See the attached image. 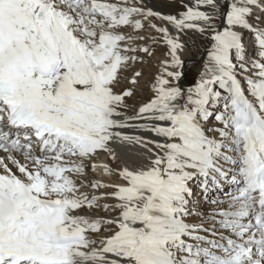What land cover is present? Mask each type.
Returning <instances> with one entry per match:
<instances>
[{
    "label": "snow or ice",
    "instance_id": "snow-or-ice-1",
    "mask_svg": "<svg viewBox=\"0 0 264 264\" xmlns=\"http://www.w3.org/2000/svg\"><path fill=\"white\" fill-rule=\"evenodd\" d=\"M182 7L0 0V264H264V0ZM190 30L209 44L184 88ZM146 39L166 58L129 115L143 72L127 73L155 54ZM121 147L139 149V162H95L119 160ZM229 179L236 191L200 212L193 184L204 194ZM100 207L116 214L85 213Z\"/></svg>",
    "mask_w": 264,
    "mask_h": 264
},
{
    "label": "bare ground",
    "instance_id": "bare-ground-1",
    "mask_svg": "<svg viewBox=\"0 0 264 264\" xmlns=\"http://www.w3.org/2000/svg\"><path fill=\"white\" fill-rule=\"evenodd\" d=\"M143 2H144L146 7H150L153 10L159 11L163 14H177L178 12H180L178 9H176V10L172 9L168 5L169 3H166L165 0H143ZM173 2H181V4H184L187 2V0H173ZM256 13H258V16L260 15L259 17L257 16V18L259 20L261 19L264 22V13H262L260 11H257ZM155 22L157 24H163L164 23L163 21H160V20H156ZM146 31L151 32V34L153 36L158 35L157 33L152 32V30H150V29H146ZM141 34L143 35L144 33H141ZM252 39H253V37L251 34H248L247 37L245 38L247 52H248V50H250V48L252 46L251 45ZM181 40L185 44V48H184L183 52L181 53L182 61H187L189 59L196 58V57L200 56L202 52H205V56L203 58L202 63H201V60H197L196 62H193V63H195L196 66L198 64H201L200 70L197 72L200 75V73L203 71V66L207 60L206 48L209 44V41L205 37L201 36L198 32L191 31V30L188 31L186 34H182ZM138 43L147 44L150 48H154L155 54L150 58L145 57V63L135 64L133 67V71L127 73V75L129 77H131V75L133 74V72L135 70H142V72H143L142 77L139 78V84L136 86L137 90H136L135 96L128 99L130 102V106H133L128 113L129 115L134 114L135 108L138 107L139 104L143 102L142 100H139V101L137 100V95L139 93L138 91L140 90V88L142 86H144V84H147V82L149 83L148 86L150 85L154 74L159 70V62L162 59L166 58V51H167L166 47L162 44L158 45V46L151 44L150 39H146L144 41H138ZM195 47H197V49L200 50L198 55H193V53L195 54V52L193 51V49ZM252 52H253V49H252ZM247 54L249 55V53H247ZM141 55H143V53H141ZM123 87H132V85L125 82ZM125 131L132 132L133 130L127 129ZM137 134L151 135L150 133L139 132V131L137 132ZM117 152L120 156L119 160H112L108 156V154L100 153V155L98 156V158L96 159L95 162L97 164L108 163L114 169L120 168V167L125 166V165L131 167V166L136 165L139 162L137 159L139 149H136V148L130 149L128 147H121V148L117 149ZM88 178L89 179H98V180H102L104 182H111V183H122L123 182L122 180H120V178L117 175L106 176V175H103L102 172L99 170L92 171L91 169H89V177ZM193 187L195 188V192H196V198L194 199L193 203L197 206V208L199 209L200 212L210 214L211 210L214 207H216L215 205L210 203V201L213 199L225 198L227 194L235 192L237 186L234 185L231 182V180L229 179L227 181L222 182V185L219 189L213 188L209 193H204V194H201L200 189L198 187V182L194 183ZM84 190L89 191L90 193L95 191V193L97 195H99L100 192L112 191L111 188L100 189V190H92V189H84ZM99 203L101 205H103V204H112L114 202L110 198H103L99 201ZM221 207H226V205H221ZM85 213L88 215H91V216H101V217H110V216H114L116 214L115 212H113L111 210H105L103 207L96 208L94 210L85 209ZM201 219H203V217L193 216L190 218V222H199ZM208 223H210V221H207L205 223L206 227L208 226Z\"/></svg>",
    "mask_w": 264,
    "mask_h": 264
},
{
    "label": "rangeland",
    "instance_id": "rangeland-1",
    "mask_svg": "<svg viewBox=\"0 0 264 264\" xmlns=\"http://www.w3.org/2000/svg\"><path fill=\"white\" fill-rule=\"evenodd\" d=\"M165 1H166V3H169L168 5L172 9H175V10L178 9L179 11H181V10L183 11L184 10L183 7H182L183 4H181V2H173V0H165ZM255 16H257L256 13H255ZM260 22H263V21L258 19L257 23H260ZM247 35L248 34L245 35V38L247 37ZM155 46H158V45H155ZM250 49H252V46H251ZM193 51L195 52V54L193 53V55H198L200 50L197 49V47H195L193 49ZM247 53H249V55L253 54L252 51H248ZM197 72H198V70L196 69L195 63H193V62L188 63L186 65L185 77H184L185 81H186V84L185 85H181V86L187 88V87L191 86L192 84H194L195 81L199 78V74ZM148 84H149L148 82H147V84H144V86H142L140 88V90L138 91L139 92L138 93L139 96L137 95V100L138 101L142 100L144 102V101H146L147 99L150 98L151 93H150ZM128 104L130 105L129 100H128Z\"/></svg>",
    "mask_w": 264,
    "mask_h": 264
},
{
    "label": "water",
    "instance_id": "water-1",
    "mask_svg": "<svg viewBox=\"0 0 264 264\" xmlns=\"http://www.w3.org/2000/svg\"><path fill=\"white\" fill-rule=\"evenodd\" d=\"M204 56H205V52H202L201 55L198 56V57H196V58H192V59H189L187 61H183L184 63H183L182 71H183L184 75L182 76V78L180 80V84L181 85H185L186 84V81H185V78H184L185 77L186 65L188 63H191V62H196L197 60H201V63H202ZM200 67H201V64H198L196 66V69L199 71L200 70Z\"/></svg>",
    "mask_w": 264,
    "mask_h": 264
}]
</instances>
